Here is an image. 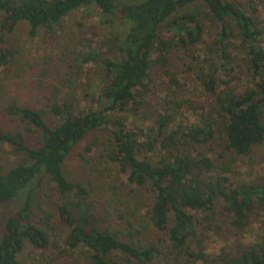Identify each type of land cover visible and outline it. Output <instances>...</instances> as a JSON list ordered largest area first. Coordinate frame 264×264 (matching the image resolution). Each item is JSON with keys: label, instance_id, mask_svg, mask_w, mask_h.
<instances>
[{"label": "trees", "instance_id": "obj_1", "mask_svg": "<svg viewBox=\"0 0 264 264\" xmlns=\"http://www.w3.org/2000/svg\"><path fill=\"white\" fill-rule=\"evenodd\" d=\"M263 7L264 0H0L5 74L19 65L9 38L20 25L30 38L53 35L92 8L112 18L98 20L100 32L117 25L113 19L125 28L108 34L112 58L87 42L68 44L65 62L83 77L81 99L55 90L42 109L3 105L17 126L0 128V152L6 147L17 163L0 167V209L12 205L0 264H264V176L232 177V165L252 163L264 144ZM173 56L190 61L184 72L211 98L203 112L179 101ZM162 77L161 90H152ZM216 141L221 149L211 153ZM81 143L100 164L86 182L66 169ZM220 221L241 239L254 224L262 233L209 253ZM26 245L31 252L21 258Z\"/></svg>", "mask_w": 264, "mask_h": 264}, {"label": "rangeland", "instance_id": "obj_2", "mask_svg": "<svg viewBox=\"0 0 264 264\" xmlns=\"http://www.w3.org/2000/svg\"><path fill=\"white\" fill-rule=\"evenodd\" d=\"M261 20L264 27V7L261 8ZM109 21L112 18L101 17L95 9H83L70 17L66 18L57 28L53 35H47L44 30H39L34 38L27 36L26 28L23 25L18 26L15 33L10 36V43L20 49L21 58L18 59L19 65L12 68L10 74H5L0 69V128L7 130L16 129L17 123L12 121V117H7L3 114V105L14 104L18 106L27 105L34 108H45L47 105V98L51 96L55 90L59 93V98L66 95L69 91L72 92L73 99H81V85L83 78L70 70L67 66L66 54L68 44L73 45V39L87 42L91 46H97L105 53L107 58H112V54L107 51L109 46L108 34L121 36L125 31L124 25L120 20H114L117 25L99 31L97 27L98 20ZM100 34L104 35L100 39ZM98 35V38H97ZM103 41V42H101ZM262 46L264 47V37L262 39ZM177 56V55H175ZM172 62H174V57ZM182 57V54H178ZM178 66L181 74L179 83L184 89L178 93L179 101L183 103L184 109L194 110L196 112H203L202 109L207 101L211 100L199 84L195 81L192 73L184 72V70L191 66L188 59L184 63L177 59L174 62ZM186 67H183V65ZM72 72L76 75L73 76ZM90 77L94 85L100 84L96 72H92ZM162 77L157 82L151 84L152 90L158 92L164 86ZM71 84V86H69ZM246 85V78L240 77L237 86L244 87ZM155 92V91H154ZM155 92V93H156ZM152 100V99H150ZM84 105V104H82ZM184 117V116H183ZM188 122L193 121V115L187 112L186 117ZM182 119V118H181ZM134 120L130 117L127 120L128 126H132ZM101 140L107 146V136L101 134ZM211 153L220 151V142L216 141L213 145L207 147ZM229 159V156H228ZM249 160H240L236 165H232L233 179L239 180H254L257 177L264 176V144L254 150L253 162L248 163ZM17 163L14 155L5 147L1 148L0 152V167L6 169L12 167ZM100 164L96 163V158L93 154L85 152V144L81 143L68 157L66 169L68 171L69 179L75 181L86 182L90 174ZM12 205H7L0 209V234L3 221L10 215ZM221 229V230H220ZM262 230L258 224H254L249 232L244 235L243 239L236 237V233L223 221L219 222V230L211 232L206 241V247L209 253H217L221 248L234 250L237 241H243L247 244L255 242L261 235ZM31 252V247L26 245L21 258H27Z\"/></svg>", "mask_w": 264, "mask_h": 264}]
</instances>
